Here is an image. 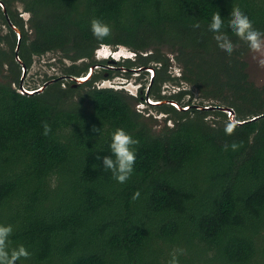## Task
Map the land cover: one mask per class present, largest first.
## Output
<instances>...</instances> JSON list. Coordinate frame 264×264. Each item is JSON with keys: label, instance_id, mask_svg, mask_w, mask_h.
<instances>
[{"label": "trees", "instance_id": "obj_1", "mask_svg": "<svg viewBox=\"0 0 264 264\" xmlns=\"http://www.w3.org/2000/svg\"><path fill=\"white\" fill-rule=\"evenodd\" d=\"M1 1L22 35L19 62L18 35L0 6V225L12 226L11 247L30 253L17 264H169L174 252L178 264H264V117L250 120L264 114V88L250 80L249 49L227 27L239 7L264 32V0ZM217 12L238 45L231 56L209 31ZM93 18L111 28L103 41L91 32ZM102 44L135 53L122 64L131 71L153 68L147 91L97 88L103 70L77 87L61 80L38 94L19 92L34 57L58 52L72 62L63 75L79 77L100 63ZM82 60L89 62L76 64ZM165 83L179 90L162 95ZM84 87L88 105L75 100ZM195 93L199 105L231 107L247 122L229 136L227 123L209 120L228 119L223 111L170 103L192 106ZM148 98L164 101L156 106L166 115L159 130L136 107ZM117 129L139 142L124 183L102 161ZM232 143L238 150L224 151Z\"/></svg>", "mask_w": 264, "mask_h": 264}, {"label": "clouds", "instance_id": "obj_2", "mask_svg": "<svg viewBox=\"0 0 264 264\" xmlns=\"http://www.w3.org/2000/svg\"><path fill=\"white\" fill-rule=\"evenodd\" d=\"M227 21L228 29L247 45L248 49L255 54L253 58L257 60L258 66L264 69V32L255 29L252 21L239 7L232 8L230 18ZM194 27L199 28V23L195 24ZM223 27L224 20L221 15L219 12L214 13L209 24V31L214 33L213 38L217 42V46L231 56L238 45L234 44L229 35L222 30ZM90 29L98 41L105 40L111 34L110 26L96 18L91 20ZM101 48L106 49V46L102 44ZM237 125L238 121L230 120L225 126V133L231 136ZM42 127L43 134L47 136L51 132L50 125L44 122ZM93 131L96 132L98 129L93 128ZM138 143L123 129H117L111 136L110 151L112 155L103 157L102 161L104 169L111 171L113 178L120 183L126 182L133 173L136 160L133 146ZM239 146L236 143L226 144L224 151H228L229 148L236 151ZM97 159H101V157L98 156ZM138 195L139 193L135 194L133 199L138 198ZM12 232L13 228L11 225H0V264H17L21 258L28 259L30 257V253L23 245L18 247L10 246L9 237ZM169 264H178L175 252Z\"/></svg>", "mask_w": 264, "mask_h": 264}, {"label": "rangeland", "instance_id": "obj_3", "mask_svg": "<svg viewBox=\"0 0 264 264\" xmlns=\"http://www.w3.org/2000/svg\"><path fill=\"white\" fill-rule=\"evenodd\" d=\"M17 11L19 12L20 16L24 20H27L29 18V14L27 12L23 11V8L20 4L17 5ZM2 27L3 34L7 32L6 27ZM4 50H7V47L4 44H1ZM101 55H106V53H109V51L120 53L124 55V57L131 56L134 54H131L128 48L120 46V47H111L106 46V49L99 48ZM133 53V52H132ZM168 56L171 57V67H170V73L176 77L181 75V69L179 65L174 61L173 54H171L169 51H167ZM254 53H252L250 50L248 51L245 61L248 64L247 72L249 74L250 80L258 87L264 88V69L260 68L258 66L257 60L254 59ZM97 57V54H95V59L100 62L103 61V58ZM125 58L121 57L120 59H112L111 62L107 61L104 63L105 66H100L95 69L94 74L101 73L103 70L104 78L95 82L94 85L97 88H114V89H121L126 95L135 96L140 88L142 87L145 89V91L148 90V85L151 80V71L152 69H148V74L146 73H136L134 71H130L128 68L123 66V60ZM89 62L87 60L77 61V65H81L82 63ZM72 62L67 59H62L60 53L58 52H50L47 53L41 57H34L33 64L31 68L27 69L26 76L23 81V86L26 90L30 89L32 91L33 89H37L41 87L45 81L50 77H61L63 76L64 68L71 65ZM146 71V70H145ZM23 73V70H22ZM110 73L112 76L110 77ZM93 74V75H94ZM185 88L189 89L187 85H184ZM15 87V86H13ZM88 90V87H84L82 89H79V94L77 95L75 100L79 101L81 100L84 105H88V99L86 95L84 94ZM179 88L171 83H165L161 86V94L162 95H169L170 93H174L175 91H178ZM22 90H19L21 92ZM194 97L192 99V104H198L200 102V99L198 98V94L195 93ZM188 99V98H186ZM155 102L153 100H148L147 104H138L136 107L140 111H143V113L146 116H150L152 118H156L158 121V125H155V127L160 128V126L163 125V120L165 119L166 115L164 113H161L156 108L157 105H153L152 103ZM216 104H221L220 102H215ZM209 120L211 124L214 127L223 126L224 124L228 123V119L220 118L217 116H209ZM168 125H171L170 122H168ZM183 256H187L185 253H183Z\"/></svg>", "mask_w": 264, "mask_h": 264}, {"label": "water", "instance_id": "obj_4", "mask_svg": "<svg viewBox=\"0 0 264 264\" xmlns=\"http://www.w3.org/2000/svg\"><path fill=\"white\" fill-rule=\"evenodd\" d=\"M0 6L2 7L3 9V12L7 18V21L12 25L13 29L16 31L18 37H17V46L15 48V58L17 61H21L20 58H19V48H20V43H21V32L20 30L14 26L7 14V10H6V7L4 6L3 2L0 0ZM97 68V65H93L90 67L89 69V72L84 75V76H79V77H75V76H61V77H57L56 79H53L51 81H48V82H45L41 87L37 88V89H34L32 91L30 90H26L23 86V81H24V78L26 76V72H27V68L25 67V65H23V73L21 75V80H20V90L21 93H26V94H30V95H33V94H38V93H41L43 92V90L51 83L53 82H56V81H61V80H71L73 81V87H77L87 81H89L91 79V77L93 76L94 74V71L95 69ZM148 69H152V76H153V73H154V70L152 67H149V68H144V69H134L132 71L136 72V73H139V72H142V71H148ZM149 100V98H148ZM164 101H157V102H153L152 104L153 105H160L162 104ZM166 103V102H165ZM170 103L172 105H174L177 109H179L180 111H188L190 110L191 107H194V108H197V109H200V110H219V111H223L224 113H226L229 117V120H236L238 121V125L240 124H243V123H246L247 121H239L236 119V113H235V110L231 107H226V106H212V105H207V106H202V105H199V104H192V106H181L179 103L175 102V101H170ZM261 117H264V114H262L261 116H257V117H253L252 119H250L251 121H256L257 119L261 118Z\"/></svg>", "mask_w": 264, "mask_h": 264}, {"label": "flooded vegetation", "instance_id": "obj_5", "mask_svg": "<svg viewBox=\"0 0 264 264\" xmlns=\"http://www.w3.org/2000/svg\"><path fill=\"white\" fill-rule=\"evenodd\" d=\"M105 46V45H104ZM100 50L101 49H98L97 51H96V53L95 54H97V57H100V56H102L101 54L102 53H100ZM130 53H132V52H130ZM115 54H117V53H115V52H112V51H109V53H106V55H103L101 58H103V61H105V63L107 62V61H109V62H111L112 61V59H115V58H113L112 57V55H115ZM133 54V53H132ZM106 56V57H105ZM134 56H135V53H134ZM133 55H131V56H127V57H124L123 56V58H125V59H133V57H134ZM118 59H120V58H118ZM117 60V59H116ZM124 61V60H123ZM95 65V64H94ZM96 65L99 67L100 66V68L102 67V66H105L104 65V62H102V61H100V63H96ZM93 66V65H92ZM129 69V68H128ZM130 70V69H129ZM131 71V70H130ZM144 72V71H143ZM140 73V72H139ZM151 77H152V72H151ZM140 87H138V89H139ZM149 88V87H148Z\"/></svg>", "mask_w": 264, "mask_h": 264}, {"label": "bare ground", "instance_id": "obj_6", "mask_svg": "<svg viewBox=\"0 0 264 264\" xmlns=\"http://www.w3.org/2000/svg\"><path fill=\"white\" fill-rule=\"evenodd\" d=\"M123 56H124V55H122V54H120V53H119V54L117 53V54H115V55H112V57L115 58V59L121 58V57H123ZM105 57H106V56H105Z\"/></svg>", "mask_w": 264, "mask_h": 264}, {"label": "built area", "instance_id": "obj_7", "mask_svg": "<svg viewBox=\"0 0 264 264\" xmlns=\"http://www.w3.org/2000/svg\"><path fill=\"white\" fill-rule=\"evenodd\" d=\"M132 54V53H131ZM134 54V53H133Z\"/></svg>", "mask_w": 264, "mask_h": 264}]
</instances>
